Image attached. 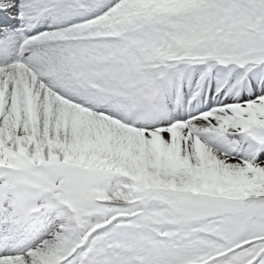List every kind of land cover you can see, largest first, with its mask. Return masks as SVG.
<instances>
[{
    "label": "snow or ice",
    "instance_id": "6c2138e0",
    "mask_svg": "<svg viewBox=\"0 0 264 264\" xmlns=\"http://www.w3.org/2000/svg\"><path fill=\"white\" fill-rule=\"evenodd\" d=\"M0 264H264V0H0Z\"/></svg>",
    "mask_w": 264,
    "mask_h": 264
}]
</instances>
